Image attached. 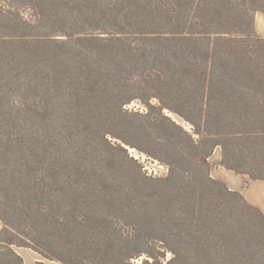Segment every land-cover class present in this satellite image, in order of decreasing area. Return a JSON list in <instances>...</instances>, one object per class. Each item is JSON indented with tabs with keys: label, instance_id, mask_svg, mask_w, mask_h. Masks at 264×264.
<instances>
[{
	"label": "trees",
	"instance_id": "1",
	"mask_svg": "<svg viewBox=\"0 0 264 264\" xmlns=\"http://www.w3.org/2000/svg\"><path fill=\"white\" fill-rule=\"evenodd\" d=\"M7 2L0 0V37L10 33L7 38L31 40L38 34L30 35L32 30L45 26L47 35L37 37L61 38L47 50L55 53L53 60L66 73L60 86L63 96L46 105L33 94L37 87L33 75L24 97L28 108L19 106L17 111L40 116L54 111L66 115L65 109H75L77 119L87 123L91 119L83 110L89 103L83 99L89 95L96 105L91 108L94 115L104 118L114 113L100 108L104 104H114L121 113L139 100L158 111L145 116L148 125L168 132V145L143 151L168 166L169 175L150 179L157 182L156 189L147 184L141 189L149 198L140 205L142 218L137 227L124 228V232L136 228L139 236L85 240L83 247L92 252L89 257L75 254L58 261L264 264V214L240 192L214 179L209 163L220 147L223 167L264 180V38L255 30L256 15L264 14V0H27L18 14ZM65 56L70 64L61 61ZM166 111L189 123L193 133ZM114 130L102 129L100 134L120 140L114 145L124 150L126 142ZM41 164L33 159L26 166L39 172L45 170ZM48 177L56 186V176ZM66 179L69 184L83 183ZM104 198L100 193L95 199ZM149 215L160 221L150 225L155 234L147 238L143 218ZM82 227L86 223L76 226ZM2 244L8 245L6 256ZM12 246L14 242L0 243V264H24Z\"/></svg>",
	"mask_w": 264,
	"mask_h": 264
},
{
	"label": "rangeland",
	"instance_id": "2",
	"mask_svg": "<svg viewBox=\"0 0 264 264\" xmlns=\"http://www.w3.org/2000/svg\"><path fill=\"white\" fill-rule=\"evenodd\" d=\"M26 1L9 0L6 6L18 14ZM35 34L47 35V28L40 26L30 33ZM8 35L11 34L4 33L0 37V243L14 242L13 249L19 245L29 246L43 258L59 262L58 259H68L75 254L89 257L92 252L83 247L85 240L104 237L114 240L129 233L139 236L136 228L128 232H124V228L127 224L137 227L142 218L140 205L149 198L141 194V189L146 184L156 189L157 182L150 179L159 181L169 175L168 166L143 152L169 144L165 138L168 132L148 125L145 118L147 114L158 115V111L139 100L124 106L121 113L114 104L107 103L100 108L114 113L104 118L102 114L94 115L91 110L96 106L88 98L91 95L83 99L89 103L83 110V114L89 113L91 119L87 123L77 119L79 112L75 109H65L66 115L53 110L40 116L17 111L19 106L25 110L28 108L24 97L33 75L37 82L33 94L44 104H53L64 94L60 86L64 85L66 73L64 66L59 68L61 63L53 60L55 53L47 50L48 44L53 45L61 38L35 36L24 40L27 44L20 45L24 41L7 38ZM65 57L61 61L70 64L66 60L69 56ZM116 95L121 97L119 92ZM151 104L157 102L151 101ZM166 115L193 133L192 126L181 117L168 111ZM62 117L65 119L61 120ZM43 122L48 126L45 129L42 128ZM102 129H116L114 131L120 139L127 143L122 144L125 151L114 145L116 142L120 144V140L102 136ZM33 159L40 160L45 170L37 172L27 167ZM222 159L223 150L217 147L209 159L214 179L241 194L254 193L256 189V195L262 196L261 188L248 184L251 179L248 175L226 169L221 165ZM35 175L42 177V182H37ZM49 175L56 176V186ZM66 177L83 183L69 184ZM100 193L105 195L102 201L95 199ZM145 220V236L153 237L154 226L150 225L156 224L160 218L149 215L143 218V222ZM81 222L87 227L76 228ZM2 245L6 256L8 245ZM78 245L82 248H77ZM138 263L137 259L131 261V264Z\"/></svg>",
	"mask_w": 264,
	"mask_h": 264
},
{
	"label": "crops",
	"instance_id": "3",
	"mask_svg": "<svg viewBox=\"0 0 264 264\" xmlns=\"http://www.w3.org/2000/svg\"><path fill=\"white\" fill-rule=\"evenodd\" d=\"M255 27H256L258 35L264 38V16L262 15L260 16L259 13L256 15ZM223 180L225 179L223 178ZM248 184L250 186H254L255 188H261L263 191V194L262 196H257L256 195L257 192L255 189L254 193L252 192V193L246 194L245 192H243L242 193L243 196L247 199L249 203L258 207L264 212V180L250 179L248 181ZM14 251L23 259L24 264H61L60 262L43 258L38 252L34 251L31 248L16 247L14 248Z\"/></svg>",
	"mask_w": 264,
	"mask_h": 264
}]
</instances>
